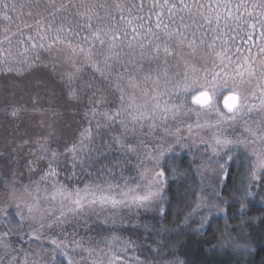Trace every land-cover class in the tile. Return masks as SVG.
<instances>
[{"label":"snow or ice","instance_id":"snow-or-ice-1","mask_svg":"<svg viewBox=\"0 0 264 264\" xmlns=\"http://www.w3.org/2000/svg\"><path fill=\"white\" fill-rule=\"evenodd\" d=\"M27 6L40 9L35 13L40 17L36 21L39 42L28 35L13 45L17 33L0 29L4 33L0 71L19 73L21 69L14 65L32 66L30 52L66 46L74 69L66 74L69 95L79 100L81 94L91 93V119L62 152L49 148L47 138L34 141L35 159L25 166L29 173L38 172V177L30 176L22 187L11 186L0 203V264H184L179 257L169 258L179 247V237L206 230L216 215L227 216L230 201L219 189L229 175L230 146L264 142V0H151L147 6L145 0L131 5L124 0H28ZM24 7L20 5L21 10ZM16 10L15 3L0 0L3 21L10 23L9 12ZM221 25L250 30L247 40L259 28L262 43L233 51L222 34L208 41L207 32L201 31L207 27L219 32ZM217 41H221L219 49ZM252 48H257L255 55ZM76 56L92 69L90 79H82ZM18 111L13 109L11 115ZM192 113L198 118L215 113V122L197 119L186 128L189 135L194 129L215 128L216 147L205 140L201 143L212 148L213 156L224 159L215 161L216 180L208 185L210 192L201 189L172 229L161 222L166 218L167 160L176 147H188L181 125ZM237 124L246 135L233 140L224 134L223 126ZM101 131L108 139L100 136L97 143ZM112 150L120 156L101 164L96 174L85 169L88 179L78 176L76 169L83 168L86 160L91 167ZM251 156L248 182L232 197L239 203L241 218L255 196L252 188L264 187V150L253 149ZM132 159L138 162L137 175L125 178L121 171L117 178L115 169ZM65 170L70 172L68 180L77 181L74 185L60 180ZM141 213L153 214V222H139ZM133 217L139 222L133 228L142 227L146 238L155 237L154 247L148 246L151 261L142 259L144 250L136 240L125 239L114 227L118 222L127 226L126 218ZM250 220H264V215ZM99 225L108 235L100 231L91 235ZM165 248L169 250L161 251ZM236 250L246 255L255 251L247 242L237 244Z\"/></svg>","mask_w":264,"mask_h":264},{"label":"trees","instance_id":"trees-1","mask_svg":"<svg viewBox=\"0 0 264 264\" xmlns=\"http://www.w3.org/2000/svg\"><path fill=\"white\" fill-rule=\"evenodd\" d=\"M139 2V0H133ZM9 4L15 3L17 5V10L15 12H9V15L12 17V21L6 22L0 19V29L3 27L10 28L9 35L12 32H16L17 35L13 37L12 43L13 45L17 44L18 39L25 38L28 35H32L36 38L37 42L38 38L36 37L37 25L36 21L40 19L39 16L35 15L40 9L32 8L30 9L27 6L28 0H7ZM146 6L151 2V0H145ZM203 2L214 3V0H203ZM25 4V7L21 10L20 5ZM43 8V3L40 5ZM29 11L33 12V15H28ZM46 15V13H45ZM167 22V21H166ZM59 24V20L56 22ZM25 25H31V30L26 28ZM23 31V36L20 35V32ZM201 31L207 32L206 39L211 41L212 38L218 34H222V39L228 40L229 45L233 48V51L236 47H240L241 51H245L246 48L251 47L253 44L259 45L262 43L260 39V29L258 28L256 34L254 35L252 40H247V35L250 30L244 29L239 30L235 28V25H232L230 28H224L221 25L219 32H213L210 28L202 29ZM198 35L200 33H197ZM3 31H0V39H3ZM230 37H234L235 39H229ZM49 41H44L47 44ZM221 41L216 42L217 49L220 48ZM7 47V44L4 45ZM21 49L23 45H19ZM58 49H63L58 50ZM257 52V48H252V54L255 55ZM39 55V59L36 60L34 57ZM70 53L67 51L66 46L57 45L51 51L38 49L36 52H30L29 58L32 60V66L29 67L28 64L23 65H14V67H18L21 69L19 73L13 72H5V76L0 78L1 84H36L34 87L36 90L43 91L40 89L43 87L42 84H50L48 78L51 76L54 78V83L48 87L52 88V92L55 97L52 98V95L48 93L44 95V103L46 105V109L49 107L53 109L55 105V101H58L59 97L64 95V99L67 101L75 100L76 103L73 104L78 108L77 112L83 115H91L89 112V108L83 104L84 102H88V96L90 92L85 95L81 94V98L76 100L69 95V87L66 82L65 76L68 72L73 71L72 63L69 60ZM76 67L82 68V79L88 80L92 76V69L83 64V58L80 56L75 57ZM65 75V76H64ZM60 76V78H59ZM25 87V86H24ZM28 87V86H26ZM57 87V89L55 88ZM56 100H55V99ZM70 101V102H71ZM81 103V104H80ZM58 104V103H56ZM79 104V105H78ZM38 109H36L37 111ZM35 112V110H34ZM113 159H107L105 162H110ZM104 164V162H102ZM100 163L97 162L96 170L94 174H96L97 169L100 167ZM126 164H123L122 169H115L116 177L119 178L121 175V171H123V176L125 178L129 176H136L138 169L137 168H128L125 167ZM175 171V175H173ZM82 170L78 172V175H81ZM228 178L220 187V191L222 195L229 199L230 204L227 206V216L224 214L216 215L212 219L211 226H209L206 230L196 233L194 231H189L187 234L179 237V247L173 249L174 255L169 257L170 259H174L179 257L184 261V264H238L237 258L231 251L234 247L235 243L243 242L242 239L244 235L247 238L246 241L249 243L254 240V246L257 247L258 251H254L251 255H246L249 260H242L241 264H264V220L255 222L254 224L258 225V228L253 227L251 217H261L264 215V198L258 197L261 201L251 200L247 209L246 215L241 218L240 214V206L239 203L232 200V197L239 195V189H241V183H244L243 175L241 172L235 171L234 169H228ZM70 175V172L64 173V176ZM166 175H167V185L165 188V193L167 196V200L165 201L164 207L166 211V218L161 222L163 224L168 225L170 228L175 229L177 225L181 223L183 217L187 214L190 208L193 206V203L196 199L195 192L196 187L192 183L194 171L193 166L190 161V157L188 154L184 155L180 152H173L169 154L166 166ZM95 177V175H94ZM5 178L0 176V180H4ZM60 180H64L63 175L60 174ZM242 181V182H241ZM262 202L263 204H260ZM153 214H143L141 213V221L139 222H147L152 223L151 216ZM103 219V216L101 217ZM195 219H199L198 217ZM127 221V226H122L119 222L114 226L117 230V234L123 236L125 239L131 238L136 240V243L140 245L144 254L142 259H146L148 261L152 260V254L148 252V246L151 245L154 247L153 240L155 237L146 238L147 233L144 232L142 227L133 228L131 225L139 223L134 217ZM262 225V226H261ZM260 226V227H259ZM18 228L19 225L17 224ZM197 224H193L192 228L195 229ZM25 229V227H24ZM26 231V230H25ZM100 231L103 235H108V232L105 231L104 225H99L97 229H95L91 235L96 236V232ZM22 234V233H21ZM244 234V235H242ZM81 235L83 232L81 231ZM15 239V237H13ZM219 240L223 243H226L227 240H230L232 244V248H227L224 251L218 252L219 250L215 248L219 243ZM232 240V241H231ZM228 243V242H227ZM230 244V246H231ZM100 247H103L101 244ZM235 248V247H234ZM169 249L165 248L161 251L167 252ZM254 253L256 255L254 256ZM242 258H245L243 256Z\"/></svg>","mask_w":264,"mask_h":264},{"label":"rangeland","instance_id":"rangeland-1","mask_svg":"<svg viewBox=\"0 0 264 264\" xmlns=\"http://www.w3.org/2000/svg\"><path fill=\"white\" fill-rule=\"evenodd\" d=\"M124 2L129 5L138 3L133 0H124ZM3 76H5V72L0 71V78ZM55 77L56 75L48 78L50 84H42L43 87L40 88L43 89L42 92L34 88L36 87V84L0 83V176L5 178V181L0 180V203L3 202V199L6 197L11 186L15 185L19 188L29 183L30 176L33 179L38 177V172L35 174L29 173L27 167L25 166L28 160L35 159V156L32 155V153L36 151L34 141L41 140V142H43V139L47 138V146L49 148L62 152L66 146H70L79 136L80 131L89 126L91 115H83L79 113V111L78 113L75 112L78 108L73 106V104H69L75 103V100H70L71 102L67 101L64 99V95L60 96L58 101L54 102L55 105L53 109L50 107L46 109L43 98L44 95H48V93L52 95V98L55 97L52 92V86L48 87L52 84H56L53 82ZM55 88L57 89V87ZM83 104L86 108H89V101L84 102ZM13 109H19L16 116L11 115ZM36 109L38 110L36 111ZM197 119H199L201 123L206 120L209 122H215L217 117L215 113H210L209 115L202 114L199 118L195 115V113H192L185 117L183 124L181 125V129L182 134L186 137L184 144L188 145V147H176L174 150V152H180L184 155L188 154L190 157L195 174L192 179V183L196 187L195 196L201 192V189H203L205 194L210 192L211 189L208 185L210 183L214 184L216 180L215 174L212 171L217 168L215 161L221 160V162H223L224 159L223 157L213 156L212 148H208L206 144L201 143V140H205L208 141L212 147H216L214 141L212 140L213 133L216 131L215 128L194 129L193 134L189 135L186 125H194ZM92 126L95 130L94 120L92 121ZM223 129L224 134L231 137L233 140L242 139L243 136L246 135H242L243 129L239 124L233 128L228 127V125H224ZM100 136L108 139L107 134L101 131L97 136V143L100 142ZM168 139L171 140L172 138ZM26 141L27 143H25ZM230 147L233 158L228 162L227 169L232 168L235 171L241 172L244 176L242 179L244 181L243 184H247L249 162L253 159L251 152L253 149L258 151L264 150V142L256 141L255 143L247 144V146L245 144H238L235 147ZM118 156H120L119 152L115 150L109 151L107 158L101 159L98 163L102 164V162H104V164H107L109 162H105V160L115 159ZM90 163V161L86 160L83 168L76 169L77 173L82 170L81 175H78L79 177L83 179L89 178L85 175V169L93 173L95 172L97 163H94L91 167H89ZM137 163L136 159H132L130 162L125 163V167L137 168ZM149 166H151L150 163ZM68 167H70V165ZM66 172L69 171H61L64 178V180L61 181L68 183L70 186L74 185L77 181L68 180L67 177L69 175H67V177L66 175L64 176V173ZM91 178L95 179L94 175ZM252 191L255 193V196L250 199L261 201L258 197L264 198V187L254 186ZM259 203L263 204L262 202ZM262 223L264 224V222ZM252 225L253 227L255 226L258 228V225L253 222ZM24 227V231H27L26 224ZM245 236L246 235L243 237L245 239L242 240L246 243L247 238ZM221 243L222 242L219 240L218 245H215V248L219 250L218 252L233 247L230 240H227L226 243L222 244V246ZM237 244L244 243H235V248L233 247L231 251L236 256L237 263L241 264L242 260H249L250 258H247L246 254L236 250ZM249 244L254 246V240L251 242L249 241ZM253 248L258 251L256 246ZM33 249L39 251V249L36 248V245H33ZM255 255L256 253H254V256ZM243 256H245V258H242ZM34 258L40 259V257ZM57 260H63V257H57Z\"/></svg>","mask_w":264,"mask_h":264}]
</instances>
